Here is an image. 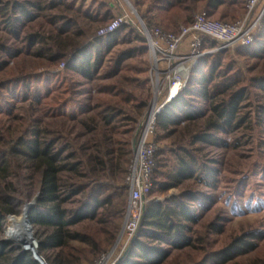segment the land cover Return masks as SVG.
<instances>
[{
  "label": "trees",
  "instance_id": "trees-1",
  "mask_svg": "<svg viewBox=\"0 0 264 264\" xmlns=\"http://www.w3.org/2000/svg\"><path fill=\"white\" fill-rule=\"evenodd\" d=\"M246 2L151 0L146 10L137 9L148 28L160 25L179 28L182 23L192 22L196 11H206L211 17L226 20L227 9L238 5L244 15ZM134 5L141 6L139 0H135ZM40 14L49 19L50 27L26 32L23 40L27 52L18 48L10 54L20 57L26 53L45 61L48 67L62 63L66 71L87 80L97 78L113 46L127 29V25H123L84 43L86 31L80 19L103 22L106 18L88 10L80 12L67 0H13L2 8L1 16H6L5 27L19 35L21 23L32 21ZM241 14H233L232 21ZM105 15L109 16V12ZM136 39L145 42L142 36L136 35ZM227 50L219 49L202 56L193 67L186 88L157 115L156 129L163 132L156 140L177 137L172 142L175 148L169 149L173 156L165 157L161 163L157 161V165L166 168L160 172L163 179L155 181L160 193L184 186L188 181L214 185L220 170L212 165L216 159L207 158L204 146H229L226 138H234L243 126L252 123L264 126V70L258 76H249L251 70L243 69L236 59L224 61ZM147 51L146 44L132 52L124 51L115 65L120 67L135 53ZM237 53L264 61V17L253 43ZM7 65V60L0 59V114L13 116L18 122L7 129L0 126V264H39L29 251L13 246L1 236L7 215L17 213V198L9 194L11 189L7 184L19 160L31 170V187L38 192L29 220L48 229L40 245L45 260L50 264L80 262L81 257L68 249V240L74 239L87 245L78 253L93 263L116 240L125 217L129 198L126 176L134 156L139 120L150 106L151 93L149 89L142 93L127 90L120 80L119 84L102 86L101 91L111 98L104 97L91 106L81 105L78 111L68 112V108L79 101L74 88L45 101L40 88L30 91L31 82L38 76L28 70L9 76ZM122 84L124 86H120ZM20 85L25 86L26 93L18 100L20 96L10 87ZM6 90L10 91L12 99H29L31 113L35 111L32 106L37 104L41 114L35 107L34 114L29 112L27 117H20L13 114L11 108H4L1 99L5 98ZM253 98L256 103L250 104ZM93 110L95 114H88ZM74 128L80 131L73 138L70 131ZM194 191L186 184L178 196L150 202L137 236L117 264H166L173 252L186 248L201 252L193 264H224L257 247L252 237L259 236L252 234L237 237L220 249L207 248L203 244L206 238L194 229L200 218L191 204ZM76 196V208L65 206ZM32 197L29 195L30 199ZM87 219L98 224L97 228L90 232L72 229L76 223ZM209 228L212 232L220 231L215 221ZM99 233H103V237Z\"/></svg>",
  "mask_w": 264,
  "mask_h": 264
},
{
  "label": "rangeland",
  "instance_id": "rangeland-1",
  "mask_svg": "<svg viewBox=\"0 0 264 264\" xmlns=\"http://www.w3.org/2000/svg\"><path fill=\"white\" fill-rule=\"evenodd\" d=\"M12 1L13 0H0V59L7 60L8 65L6 66V70L9 73V76L12 74H19L20 70H28L27 72L38 76L37 79H34L31 82L30 91L33 92L36 88H40L42 95L46 96L45 101L51 100L53 96L66 89L74 88L76 92H78L76 99L79 101H77L76 104L71 105L68 108V112L78 111L79 106L81 105L91 106L104 97L111 98V95L101 91L102 86L104 84H119V81L122 80L126 85L125 87L127 90L142 93L144 90L149 89L151 100L147 112L149 111L154 97L155 77L152 69L153 62L150 55L148 40L141 25V20L143 22L144 20L137 7L140 10H146L151 0H139L141 6H135V0H128L130 4L127 0H67L71 1L74 5V9L80 12L88 10L93 15L99 14L100 16H103V18H106L103 22L88 21L86 18L80 19L86 31V39L84 43L92 37L102 36L98 35L99 29L111 22L117 16L123 13L129 15V21L123 24L127 25V29L122 32L123 35L113 46L111 52L107 56L105 64L99 70L98 76L95 80H87L78 74L66 71L62 63L48 67L47 64L44 63L45 61L42 62L26 53L20 57H13L10 52L18 48H23L24 52H27V45L23 40L26 32L42 31L41 29L46 27L49 28L50 26L48 22L49 19L40 14L32 21L21 23L19 35L6 28V16H1L2 8L6 6V3H12ZM238 9V5H236L235 8L229 7L227 9L229 17L225 18L226 21H232L231 16L233 14H241V10ZM106 11L109 12V16H104ZM200 12L201 11H196L193 16L195 17ZM243 12L244 11H242V13ZM36 14L39 13L36 12ZM241 16L243 15L241 14L239 18H241ZM215 18L220 19L217 16ZM160 26L165 30L171 31L178 28L176 27L177 25H175V27L171 26L170 28H165L162 25ZM136 35L142 36L145 39V42L136 39ZM204 42L205 46H208L209 48H215L218 46L216 40L208 37L204 38ZM144 44L148 46V51L146 53H135L133 56L126 59L120 67L115 65L122 52H132L136 47L144 46ZM240 48L242 47L227 48L228 50L223 55L224 61L228 62L229 60L236 59L238 65L243 67V69L247 68L251 70L250 73H248L249 76L260 75L261 70H264L263 59L239 55L237 51ZM7 52H9V54ZM211 53H207L206 55ZM56 72H58V75H56ZM120 86L124 85L122 84ZM10 90H14L15 94L20 96V98H17L18 100L22 99L24 93H26L24 85L11 86ZM4 92L5 98L1 99V104L4 108H11L13 114H17L20 117H27L31 113V106L29 105L31 101L29 99L18 101L17 99L9 97L10 91L9 93L7 90ZM47 94H49L48 98ZM251 101L250 104L256 103L254 98L251 99ZM36 105L37 104L32 106L35 111H37L35 107L39 109V106ZM248 110H251V107ZM35 111H32L33 113L31 114H34ZM37 112L41 114L40 109ZM88 114H95V111H90ZM145 116L146 114L139 120L135 139L138 137ZM16 122L18 121H16L13 116L0 114V126L2 128L7 129L10 127V124L13 126ZM182 125L183 123H181L180 126ZM78 131L80 130L74 128L70 131V136L74 138V136L78 135ZM162 132L161 129H156L153 137L159 146L156 160L160 163L164 161L165 157L173 156L169 149L175 148L172 145V142L177 138L176 135H173L157 141V137ZM221 136L224 137V135ZM226 139L229 141V146H204V153L207 155V158H214L217 160L216 163H212L213 166H216L220 170L219 175H217L216 183L214 185H209L201 181L186 182V184L194 188V192H196L195 195H193L191 204L194 206L196 213L200 214L199 223L194 225V229L206 238L203 244L207 248L212 249L223 248L232 243L237 237L252 234H254V236H259L260 238L252 237V239H254L253 241L257 244L255 249L238 255L224 264H264V126L258 127L255 123H252L247 127L243 126L239 129L234 138L227 137ZM165 170L166 168L160 167L159 164L157 165L156 163L153 174L154 185L151 193L147 196V205L153 200H164L171 198L174 195L178 196L186 187L185 184L184 186L173 187L166 193H160L158 187L155 185V181H161L163 179L160 172ZM32 175L31 170L28 169L26 163L22 160H19V162L14 165V174L12 179L10 178L11 181L8 182L7 186L11 189L9 194H12L17 198L16 201H18V208L17 213H10L5 218L1 236L13 246L29 251L30 253L31 251L26 249L36 247L39 254L43 256L44 253H41L40 245L41 240L45 238L47 234L46 230L48 229L36 226L29 220V212L35 206L37 202L36 197L38 196V192L32 190L31 187ZM203 194H205L206 197ZM29 195L33 197L30 199ZM77 198L78 197L76 196L69 199L65 206L70 209L76 208ZM12 217H16V219L24 218L27 221L28 227L27 230L24 231L25 233L22 238H10L12 233L8 229H10ZM125 217L122 220L116 240L108 247L107 251L112 247L120 248L121 243L119 241V236L125 223ZM213 221L220 226L219 232H212L209 228L210 223ZM97 226L98 224L87 219L81 223H76L72 229L76 231L90 232L94 228H97ZM99 234L103 237V233ZM68 244V249L75 252V254L77 256L79 255L82 259L76 264H96L98 258L102 254L101 253L92 263L82 256V254L78 253L79 249L87 248L86 244L74 239H69ZM125 253L123 255H125ZM200 254V251H193L189 248L178 250L173 252L166 264H193L198 258H200ZM73 261L76 262L75 260Z\"/></svg>",
  "mask_w": 264,
  "mask_h": 264
},
{
  "label": "built area",
  "instance_id": "built-area-1",
  "mask_svg": "<svg viewBox=\"0 0 264 264\" xmlns=\"http://www.w3.org/2000/svg\"><path fill=\"white\" fill-rule=\"evenodd\" d=\"M263 17L264 0H247L245 14L235 21L214 18L201 11L192 22L180 25L177 31L165 30L160 26L148 28L141 23L153 62L154 97L142 121L126 176L129 198L125 223L119 236L120 248L112 247L104 252L96 264H117L137 236L147 206V196L154 185L153 174L159 149L153 139L157 115L186 88L192 69L202 56L219 49L251 45ZM128 21L129 15L123 13L101 27L98 35L112 33ZM205 37L216 40L218 46H205ZM26 250L31 251L39 264H50L36 247Z\"/></svg>",
  "mask_w": 264,
  "mask_h": 264
},
{
  "label": "bare ground",
  "instance_id": "bare-ground-1",
  "mask_svg": "<svg viewBox=\"0 0 264 264\" xmlns=\"http://www.w3.org/2000/svg\"><path fill=\"white\" fill-rule=\"evenodd\" d=\"M11 220H12V223H10V229H8L12 233L10 238L12 237L16 239L22 238L25 233L24 231L27 230V227H28L27 221L24 218L16 219V217H12ZM22 242L24 243L23 240ZM32 249H34V247Z\"/></svg>",
  "mask_w": 264,
  "mask_h": 264
},
{
  "label": "crops",
  "instance_id": "crops-1",
  "mask_svg": "<svg viewBox=\"0 0 264 264\" xmlns=\"http://www.w3.org/2000/svg\"><path fill=\"white\" fill-rule=\"evenodd\" d=\"M165 200V199H164ZM157 201H163V200H157Z\"/></svg>",
  "mask_w": 264,
  "mask_h": 264
},
{
  "label": "water",
  "instance_id": "water-1",
  "mask_svg": "<svg viewBox=\"0 0 264 264\" xmlns=\"http://www.w3.org/2000/svg\"><path fill=\"white\" fill-rule=\"evenodd\" d=\"M141 23H144V22L141 20Z\"/></svg>",
  "mask_w": 264,
  "mask_h": 264
}]
</instances>
